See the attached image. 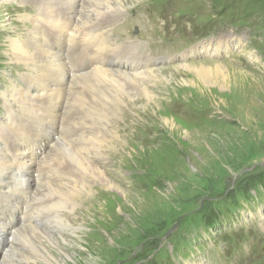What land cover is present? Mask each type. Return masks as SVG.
<instances>
[{
  "label": "rangeland",
  "instance_id": "rangeland-1",
  "mask_svg": "<svg viewBox=\"0 0 264 264\" xmlns=\"http://www.w3.org/2000/svg\"><path fill=\"white\" fill-rule=\"evenodd\" d=\"M42 1L0 0V91L15 81L25 93V70L10 64L6 45L25 40L30 27L21 18L38 16ZM125 2L114 28L155 58L154 75L173 77L150 84L154 96L171 93L165 106L147 109L140 95L124 108V121L97 119L95 131L105 124L106 133L123 140L136 135L125 152L117 148L124 163L105 151L102 170L118 190L102 192V207L87 213L80 230L61 232L68 241L79 239L65 250V261L264 264V0ZM202 62L222 66L221 74L199 79L178 66ZM80 101L74 97V104ZM3 115L0 109V134ZM49 133L54 140L56 131ZM29 143L39 153L41 143ZM10 221L20 224L18 211ZM4 247L0 242V258Z\"/></svg>",
  "mask_w": 264,
  "mask_h": 264
},
{
  "label": "bare ground",
  "instance_id": "bare-ground-1",
  "mask_svg": "<svg viewBox=\"0 0 264 264\" xmlns=\"http://www.w3.org/2000/svg\"><path fill=\"white\" fill-rule=\"evenodd\" d=\"M124 4L125 0H43L38 16H21L23 25L30 27L25 40L6 45L10 64L25 70V93L15 81L0 91L6 117L0 134V242H5L6 251L0 264L13 259L16 264H67L65 250L79 239L68 241L61 232L80 230L87 213L97 215L102 207V192L108 196L118 190L102 170L108 160L105 151L124 163L127 158L118 156L117 148L125 152L136 135L123 140L115 131L106 133L105 124L95 131L97 119L124 121V108L133 107L134 99H143L147 109L160 108L170 97L171 90L161 98L148 88L173 77L154 75L155 58L122 40L126 32L123 36L113 26L121 23L122 15L117 14ZM200 51L201 47L190 54ZM178 66L199 79L222 72V66L204 62ZM74 97L81 98L80 104H74ZM50 128L56 131L54 140ZM33 141L41 143L39 153L30 151ZM91 181L96 184L90 186ZM16 211L20 224L13 226L10 220Z\"/></svg>",
  "mask_w": 264,
  "mask_h": 264
}]
</instances>
